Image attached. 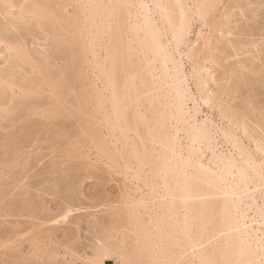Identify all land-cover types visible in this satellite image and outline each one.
Here are the masks:
<instances>
[{"label":"bare ground","instance_id":"bare-ground-1","mask_svg":"<svg viewBox=\"0 0 264 264\" xmlns=\"http://www.w3.org/2000/svg\"><path fill=\"white\" fill-rule=\"evenodd\" d=\"M0 48V96L11 95L0 119L39 117L23 135L54 126L40 140L65 149L61 160L122 177L119 205L89 222L102 228L89 264H264V0H0ZM0 142L8 170L28 171L19 143ZM63 161L27 186L67 192L58 214L7 184L0 217H68L74 237L85 214H70L106 199L79 203L83 179ZM11 239L2 247L21 248ZM29 249L7 260L67 255Z\"/></svg>","mask_w":264,"mask_h":264},{"label":"rangeland","instance_id":"rangeland-1","mask_svg":"<svg viewBox=\"0 0 264 264\" xmlns=\"http://www.w3.org/2000/svg\"><path fill=\"white\" fill-rule=\"evenodd\" d=\"M1 19H2V22H4V20H3L2 17H1ZM24 26H27V25H24ZM27 28H30V27L27 26ZM1 49H3V48H0V50ZM1 51L4 52L5 54L2 53ZM1 51H0V53L2 55L0 54V59H2V61L3 60H6L5 58L7 56L6 55L7 53L4 51V49L1 50ZM3 56H5V57L3 58ZM2 61L0 62V69H1V67H2V69H4L5 68L4 66H6V64H5L6 61H3V63H2ZM3 64H5V65H3ZM22 67L25 70H26V68H28L27 66H24V65ZM9 98L11 99V95L9 96V92H8L7 98L0 96V99H3L4 100V101L3 100H0L1 101L0 103H2V104H3V102H4V104L9 103L10 102V99ZM37 118L39 120H41V121L44 122V120L40 119L39 117H37ZM37 118L36 117L35 118L34 117H30V118L25 117L24 120H27L29 122H26L24 120L23 121L20 120V121H18V124H16L17 123L16 122L14 124V126H11V127L10 126H7V124H9V123L6 124V120L7 119L5 121H4V118H1L0 119V122L1 121L3 122V125L2 126H5V129H4V127L0 126V140L2 141V144L3 143L4 144L5 143H8V142L9 143L10 142H14V144H16V143L18 144L19 143L20 150L23 151V152H21L19 150V153L25 154V155H22V157H21L22 159L20 158V156H18L17 160L19 158L21 159V160L19 159V161H18L19 164H20V162H21V164H24L23 163L24 162L23 160H25V163L27 162L29 164L28 165L29 166L28 167L29 170L26 171L25 173L21 172V170H20L21 167L20 166H17L15 168V170H12V169L11 170L10 169L8 170L7 167L11 168V167H13V165H11L12 163L11 164L9 163L11 165L10 166L8 163H6V161L9 162L10 160L8 158H5L4 151H1V150H4V149H2L3 147L0 145V159L2 158L0 160V181H1L0 183L3 184V185L0 184V186L2 187V188L0 187V194L2 193V195H3L2 198L4 197L5 199H7V198L10 199L11 197L15 196L16 198H19V199L22 198L21 201H23V202L24 201L25 202L29 201V199H30L29 197L30 196L29 195H28V197L26 195L23 196L24 194L22 195L20 191H22V190L24 191V189L25 190L28 189V191L30 192L31 189H30V187H27V186H29V184L32 185L33 183L36 184L38 182L37 180L40 179V175L42 174V172L43 173L45 172V168H47L48 166H50L51 163L53 162V160L56 161V162L58 161L59 164H62L61 161L64 160V159L61 160L60 155L61 156H65V155H62L61 154V152L62 153L64 152V154H65V151H66L65 149H63V150H62V148L59 149L60 148L59 145L52 147L51 145L48 144V142H45L44 143V141H41L40 140V138H41L42 140L45 139V141H46V139L50 136L51 131L54 129V126H51L49 123L48 124L50 126L47 129H46V126H45V128H44V126H42L44 130L42 131V127H41L40 129H38L35 132L36 134L35 133L32 134V137L28 136L29 139H28V137H27L26 134L23 135V133H22L23 130L24 129L29 130V127H31L30 126V122H31V125H32L33 119L35 120ZM25 122L27 123L28 126L27 125H24V124H26ZM22 125H24V128L22 127ZM6 126H7V129H6ZM16 126H19L18 128L20 130L18 128H15ZM47 127H48V125H47ZM21 128H22V130H21ZM13 129L16 130V132ZM48 129H50L49 130L50 133L47 132ZM7 131H8V134H7ZM11 131H13V133H15V134H13ZM18 131L21 132V134L19 133L21 138L19 137ZM44 131L47 132V133H49V135L46 134V133H44ZM9 132H11V133H9ZM43 134H45V135H43ZM4 135H10L12 138L10 136L9 137L11 139L8 138V136H7V138H5ZM46 135H48V136H46ZM15 136H18L19 139H16L18 137H15ZM24 136H26L25 137L26 140H25ZM33 136H35V138ZM37 138L39 139L40 144H37V143H39V142L36 141ZM4 139L6 141H4ZM7 139H8V141H7ZM47 141H48V139H47ZM0 144H1V142H0ZM1 155H2V157H1ZM57 156L59 158H57ZM52 157H55V159H53ZM25 158H27V159H25ZM3 160H6V161H3ZM64 161H66V160H64ZM64 161H63V163H64V166L63 167H65V168L71 167L69 169H72V170L75 169L76 174L77 175L79 174L81 176V177L80 176L79 177L77 176V177L79 179L80 178L83 179V182H82V185H81V193H78V195H77V198H78L79 203H82L83 205H86L89 202H91L92 200H99L101 198H105L106 201H103L105 205H103V207L102 206L98 207V209L96 208V209H89V210H75L72 214H70L71 216H74V215L79 216L80 214H83V215L85 214V216L82 215L85 218V221H81L80 222L78 230L75 231V233L73 234V235H75L74 237L69 236L70 234L68 235V232L73 227V224L71 225L70 223L66 222V221H68V217H66V218H58L57 220H60V223L56 222L57 220H53V221H51L49 223H46V225H42V224L43 223L45 224V221H48V217L45 216V215H43L44 213H42L40 210L35 211L34 212V215H32L31 217H29L26 214H24V215H21L20 217H17L18 219L17 218H14L15 220L13 218L0 217V226H1V228H0V239H1V243H0V245H1L0 246V262L2 264H3V261L6 262V263L4 262L5 264H9L10 263L9 262L10 260L12 262V259L15 257L14 255H16V252H18L17 254L20 255L19 257H21L22 254L25 255L24 253H27V252L30 251L29 246H30V248L32 247V245L34 244V240H35V243L38 244L39 248L40 249L42 248V251L43 250H46V251L48 250L47 251L48 254L59 252V253H61V255H63L65 253H67V255H65V259H61L60 262H55L56 264H62V263H64V264L65 263L66 264H70V263L71 264H85V263L86 264H89L90 263L89 258H92L93 257V255H94L93 252L95 253V250H94L95 249L94 248L95 246L94 245L96 243H98V238L97 237H98L99 233H97V232H99L102 228H100V227H94V229H93V228L90 227V223L89 222L93 221V219L94 218H97L98 216L101 217L104 214L103 212L105 210H108V207L109 206L112 205L114 207H117V205H119L118 204V200H119V196H120L119 193H120V189L121 188L119 189L120 183L118 181L116 182V180H117V178L118 179H121L122 177H117L116 180H114V179H109L110 177H107V175H104V178L102 177L103 175H100L99 178H98V176H91V175L89 176V175H87L86 171H84V169H83L84 167H82L78 161H69V162L66 161V163ZM4 162L6 164H4ZM76 162H78L80 166ZM73 164L74 165L77 164V167L76 168L75 167H72ZM48 168H47V170H48ZM79 170H80V173H79ZM10 171H12V173H15V174L16 173H19L21 176L20 175L17 176V174H16L15 177H14V175L11 174ZM20 172L24 174V177L25 178H23V181H21V182L18 181V180L17 181H13V179H17L16 176L18 178L22 177L23 174H21ZM69 173L72 174V172H69ZM58 174H53L52 175V177H53L52 179H54L55 176H56L57 179H59L61 177V174L60 173H58ZM11 175L13 177H11ZM18 182H20V183H18ZM118 183H119V185H118ZM7 184H9L8 187L10 186L8 190H11V192H14L13 194L10 193V191H8L6 189L7 188ZM19 185L21 186V189L19 188L20 187ZM50 185L51 184L49 183L44 188V190H43L42 193H40L37 188H34L31 191L34 192L33 193L34 195L36 194L35 197H34V200H36V201L37 200L38 201L41 200L42 201L44 199L46 201L45 203H47V207H48L49 211L51 213H53V215H55V214H58V212L61 209L63 203H65V201H66V198L65 197L66 196H69V194L67 192H62V191L60 193H54L53 188ZM16 186L18 188L14 189ZM62 188H63L62 190H65L64 187H62ZM18 189L20 190L19 192H18ZM6 192H8L10 194V196ZM19 194H21V197H20ZM103 202H101V203H103ZM111 207H109V209ZM102 210H104V211L102 212ZM96 215H98V216H96ZM9 220H10L11 223L13 222V224H11L10 222H7ZM16 220H19V221H16ZM3 225H4V227H3ZM12 225H14V226H12ZM8 226H9V228H11L10 230H9V228L7 229ZM11 231H12V233H11ZM14 232H18V234H16V233L14 234ZM112 234L114 235L116 233H113L112 232ZM36 237H38V238L36 239ZM9 238L10 239L12 238L11 241L12 240L13 241L14 240H16V241H19L20 240L21 241V242L19 241V244L20 245L18 244V242L16 243V241H15V243H16L15 245H18L22 249L21 248H18L17 249V246L16 247L14 246V248H12L13 249L12 251H14V252H10V248L11 247L10 248L7 247L8 245L6 246L7 248H5V246L2 247V243H6L7 240L9 241ZM115 238H116V236H115ZM36 240H37V242H36ZM72 246L75 247L74 248V250H75L74 252H72L70 250V247H72ZM5 249H6V251H5ZM16 249L17 250L20 249L22 251H20V250L17 251ZM1 252H2V255H1ZM3 252H5V253L7 252V253L6 254L4 253V256H3ZM8 252H9V255H8ZM1 256H2V259H1ZM25 256L28 257V255H25ZM8 257H10L9 258L10 260L9 259L7 260ZM19 257H18V259H19ZM43 258H46V257H43ZM3 259H5V260H3ZM62 261H65V262H62ZM43 262H41V264H45ZM107 264H117V263L112 262V261H107Z\"/></svg>","mask_w":264,"mask_h":264}]
</instances>
